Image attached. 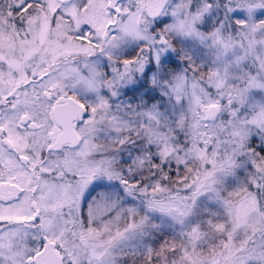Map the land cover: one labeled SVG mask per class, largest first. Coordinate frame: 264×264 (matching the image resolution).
<instances>
[{"label":"snow or ice","instance_id":"snow-or-ice-1","mask_svg":"<svg viewBox=\"0 0 264 264\" xmlns=\"http://www.w3.org/2000/svg\"><path fill=\"white\" fill-rule=\"evenodd\" d=\"M0 264H264V0H0Z\"/></svg>","mask_w":264,"mask_h":264}]
</instances>
